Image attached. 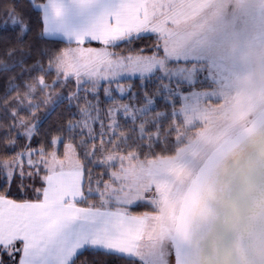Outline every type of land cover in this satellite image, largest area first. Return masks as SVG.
Masks as SVG:
<instances>
[{
  "label": "rangeland",
  "instance_id": "obj_1",
  "mask_svg": "<svg viewBox=\"0 0 264 264\" xmlns=\"http://www.w3.org/2000/svg\"><path fill=\"white\" fill-rule=\"evenodd\" d=\"M145 2L146 25L133 37L155 34L161 40L163 57H122L115 56L109 48L73 47L59 56L55 69L65 79L75 78L80 94L88 92L94 96L86 101L79 121L71 126L90 138L108 139L107 128L113 137L119 118L147 121L156 106L154 99L144 107L117 102L104 112L97 97L104 81L157 75L154 77L161 82L159 98L169 102L181 98V108L172 114L176 128L181 130V148L176 155L142 160L137 153H112L101 162L110 171L111 181L95 183L93 188V193L100 196L96 209L141 221L138 240L126 248L127 257L143 264H176V226L194 178L216 148L252 124L264 110V0ZM19 22L15 17L11 19V24ZM197 83L210 88L190 92L182 88L183 84ZM129 92L130 87L121 84L106 88L108 100H113L115 93L122 98ZM79 93L72 96L74 103L79 100ZM96 127L100 128L99 134ZM146 127L145 123L142 130ZM34 128L20 131L26 141ZM61 142L55 141V149L48 156L24 148L15 153L8 178L0 182L4 193L9 191L13 171L20 169L24 178L36 177L40 181L37 192L41 198L31 205H42L44 196H48L53 206H78L84 199V168L72 144L65 145L63 157L59 156ZM141 202L150 204L155 213L131 214L128 207ZM43 214L46 215L43 208L36 210L33 220L37 225H58L64 219ZM135 235L134 231L132 239ZM14 245L18 250V242ZM86 248L90 247L80 252ZM15 250L7 251L13 263L18 264L20 257Z\"/></svg>",
  "mask_w": 264,
  "mask_h": 264
},
{
  "label": "trees",
  "instance_id": "obj_2",
  "mask_svg": "<svg viewBox=\"0 0 264 264\" xmlns=\"http://www.w3.org/2000/svg\"><path fill=\"white\" fill-rule=\"evenodd\" d=\"M46 1L0 0V182L1 179H6L7 171L10 174L9 163L14 161L15 153L24 148L37 153L43 152L48 156L55 149V141L61 139L59 156L63 157L65 145L72 144L84 168V199L77 203L78 206L98 208L100 196L93 193L94 185L111 181L110 171L101 164L105 156L112 153H137L140 159L151 160L176 155L181 148V130L176 128L172 114L181 108V98L176 97L173 102L159 98L161 82L154 77L157 75L103 83L97 97L104 112L117 102L144 107L148 100L154 99L156 106L148 114V120L139 118L130 121L119 118L113 137L107 128L106 140L101 137L90 138L73 129L71 126L79 121L80 110L94 96L88 92L80 94L76 79H65L64 74L55 69L59 56L72 44L44 36L43 16L34 4ZM13 17L20 22L11 24ZM101 45L97 42L85 44L88 47ZM109 47L115 56H164L161 40L155 34L124 40ZM120 84L130 87L129 94L119 98L115 93V98L108 100L106 88ZM182 88L185 92H190L194 89H208L210 86L197 83L193 86L183 84ZM78 93L79 100L74 103L72 96ZM145 123L147 127L142 130ZM33 126L35 128L27 142L20 131ZM96 128L99 134L100 128ZM20 171H13L6 194L0 183V197L35 202L41 198V194L37 192L40 181L36 177L24 178L26 175H21ZM43 175L44 173L39 177ZM128 209L133 215L155 213L150 204L142 202ZM0 264H14L10 253L1 246ZM72 264L143 263L136 258L86 248L76 256Z\"/></svg>",
  "mask_w": 264,
  "mask_h": 264
},
{
  "label": "crops",
  "instance_id": "obj_3",
  "mask_svg": "<svg viewBox=\"0 0 264 264\" xmlns=\"http://www.w3.org/2000/svg\"><path fill=\"white\" fill-rule=\"evenodd\" d=\"M145 3V0H47L34 6L42 13L46 38L72 44L69 48H94L85 44L97 42L102 45L96 49H110L112 44L136 38L133 34L146 25ZM52 202L48 196H44L42 205L0 197V246L6 251L16 249L20 254L18 264H69L85 247L127 256L126 248L138 240L140 220L72 204L53 206ZM41 208L45 217L52 214V218L64 219L58 225H37L33 216Z\"/></svg>",
  "mask_w": 264,
  "mask_h": 264
},
{
  "label": "water",
  "instance_id": "obj_4",
  "mask_svg": "<svg viewBox=\"0 0 264 264\" xmlns=\"http://www.w3.org/2000/svg\"><path fill=\"white\" fill-rule=\"evenodd\" d=\"M186 195L176 264H264V113L207 159Z\"/></svg>",
  "mask_w": 264,
  "mask_h": 264
},
{
  "label": "bare ground",
  "instance_id": "obj_5",
  "mask_svg": "<svg viewBox=\"0 0 264 264\" xmlns=\"http://www.w3.org/2000/svg\"><path fill=\"white\" fill-rule=\"evenodd\" d=\"M264 113V110H263V112L261 113V114H263ZM241 132V131H240ZM239 132V133H240ZM230 140L231 139H228V140H226L225 142H223L218 148H216L214 151H213V153L211 154V156L213 155V154H215L217 151H219L221 148H223L228 142H230ZM187 196L188 195H186L185 196V198H184V200H183V203H186V201H187Z\"/></svg>",
  "mask_w": 264,
  "mask_h": 264
}]
</instances>
